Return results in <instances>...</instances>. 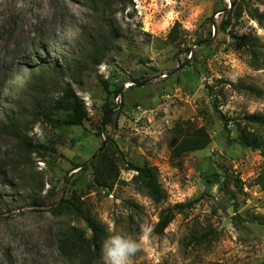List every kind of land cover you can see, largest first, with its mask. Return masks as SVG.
<instances>
[{"label":"rangeland","instance_id":"obj_1","mask_svg":"<svg viewBox=\"0 0 264 264\" xmlns=\"http://www.w3.org/2000/svg\"><path fill=\"white\" fill-rule=\"evenodd\" d=\"M252 11L264 0H0V264H72L63 235L92 231L67 200L103 226L102 243L109 225L143 235L132 264H262L264 155L238 141L264 136L244 118L264 111V21ZM42 60L53 71L31 77ZM67 83L87 107L82 126L42 114ZM107 104L116 120L104 127ZM177 121L204 127L209 145L173 158ZM101 147L120 172L109 188L94 181ZM129 164L157 168L162 203ZM91 248L86 264H102Z\"/></svg>","mask_w":264,"mask_h":264},{"label":"trees","instance_id":"obj_2","mask_svg":"<svg viewBox=\"0 0 264 264\" xmlns=\"http://www.w3.org/2000/svg\"><path fill=\"white\" fill-rule=\"evenodd\" d=\"M120 4L126 5L133 0H118ZM253 16L264 21V14L257 11H252ZM248 39V38H245ZM249 43V44H248ZM247 45H254L252 42H248ZM254 52V51H253ZM255 53V52H254ZM54 69L52 62L49 60H42L38 66L33 68V74L31 77L42 78L45 73H50ZM145 81L138 84H144ZM233 88L237 90H245L248 92H255L259 94V90L255 89L251 85H245L243 83L228 82ZM116 95L122 93V87H119L115 91ZM46 110L42 114L51 121H55L54 115L59 111L66 112V118L62 121L64 124L82 126L84 121L88 118V110L83 99L79 96L77 91L69 83L66 84L62 92L52 100L51 103L45 106ZM114 109L108 104L106 105L105 114L103 118V126H107L115 122ZM221 118L224 121L225 129H229V122L225 115L221 114ZM244 118L250 124L264 125V111L261 113H251L244 116ZM60 121V120H59ZM176 138L172 144V157L180 158L188 152L204 149L211 142V137L208 131L204 127L189 126L188 122L177 121L176 122ZM238 141L244 147H248L254 150H260L264 155V136L258 135L253 131L245 130L238 137ZM101 147L95 155L92 157L91 163L94 170V181L97 186L103 188L112 187L119 178L120 172L115 163V160L110 156H107L103 152ZM130 170L136 172L135 181L143 188L151 199L156 203H162L166 199V192L163 189L159 178L158 170L154 166H136L129 164ZM259 184L264 188V170L258 176ZM68 201V207L79 217L83 218L88 227L92 231L91 238L87 239L84 236L83 230L78 228H72L71 233L64 234L61 240V249L64 247H70L67 252V257L72 264H86L93 254L89 253L87 257L85 255L88 251H92L91 246L96 250L101 248V243L104 236V228L92 215V213L86 210L83 206L75 204L72 200ZM178 207V206H177ZM174 208H166L162 210L160 219L156 226V231L161 233L171 223L174 218ZM64 251V250H63ZM83 254V255H82ZM216 264H247V263H216ZM264 264V261L262 262Z\"/></svg>","mask_w":264,"mask_h":264},{"label":"clouds","instance_id":"obj_3","mask_svg":"<svg viewBox=\"0 0 264 264\" xmlns=\"http://www.w3.org/2000/svg\"><path fill=\"white\" fill-rule=\"evenodd\" d=\"M108 233L101 246L102 264H132V258L147 243L143 235L137 238L111 225Z\"/></svg>","mask_w":264,"mask_h":264}]
</instances>
